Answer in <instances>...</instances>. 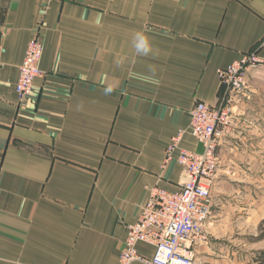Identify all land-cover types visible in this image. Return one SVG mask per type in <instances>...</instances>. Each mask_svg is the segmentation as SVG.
<instances>
[{
	"label": "crops",
	"instance_id": "0c3cea01",
	"mask_svg": "<svg viewBox=\"0 0 264 264\" xmlns=\"http://www.w3.org/2000/svg\"><path fill=\"white\" fill-rule=\"evenodd\" d=\"M33 38L41 75L20 102ZM252 51L264 58V0H0V264H118L149 190L184 181L179 149L202 150L190 110L219 103L217 71ZM246 83L216 150L194 264L264 258V67Z\"/></svg>",
	"mask_w": 264,
	"mask_h": 264
},
{
	"label": "built area",
	"instance_id": "2783aa9c",
	"mask_svg": "<svg viewBox=\"0 0 264 264\" xmlns=\"http://www.w3.org/2000/svg\"><path fill=\"white\" fill-rule=\"evenodd\" d=\"M43 46L31 39L18 68L15 91L22 102L33 90ZM264 67V58L248 52L229 66L217 71L222 100L214 106L197 103L190 110L189 134L201 146L200 153L179 149L176 162L184 181L177 192L154 187L142 206L139 218L126 227L124 247L118 264H194L193 245L205 241L204 227L210 218V188L218 170L217 148L229 133L230 117L236 97L246 92L248 69ZM183 132L171 139L166 149V161L178 149ZM138 244L153 247L151 258L139 255Z\"/></svg>",
	"mask_w": 264,
	"mask_h": 264
},
{
	"label": "clouds",
	"instance_id": "9594fccd",
	"mask_svg": "<svg viewBox=\"0 0 264 264\" xmlns=\"http://www.w3.org/2000/svg\"><path fill=\"white\" fill-rule=\"evenodd\" d=\"M134 47H135L137 54L139 55H147L150 51V45H149L148 39L142 33H137L136 43ZM112 91H113V88L111 86L104 89V93L106 95L110 94Z\"/></svg>",
	"mask_w": 264,
	"mask_h": 264
},
{
	"label": "trees",
	"instance_id": "16d2710c",
	"mask_svg": "<svg viewBox=\"0 0 264 264\" xmlns=\"http://www.w3.org/2000/svg\"><path fill=\"white\" fill-rule=\"evenodd\" d=\"M263 237H264V229L261 230V233L258 236V239H261ZM258 264H264V258L262 255H260V257H259Z\"/></svg>",
	"mask_w": 264,
	"mask_h": 264
},
{
	"label": "rangeland",
	"instance_id": "374dc122",
	"mask_svg": "<svg viewBox=\"0 0 264 264\" xmlns=\"http://www.w3.org/2000/svg\"><path fill=\"white\" fill-rule=\"evenodd\" d=\"M259 257V256H258ZM258 260H259V258H258Z\"/></svg>",
	"mask_w": 264,
	"mask_h": 264
}]
</instances>
